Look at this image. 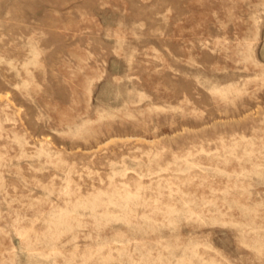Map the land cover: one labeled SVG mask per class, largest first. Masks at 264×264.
Returning a JSON list of instances; mask_svg holds the SVG:
<instances>
[{"label":"rangeland","instance_id":"rangeland-1","mask_svg":"<svg viewBox=\"0 0 264 264\" xmlns=\"http://www.w3.org/2000/svg\"><path fill=\"white\" fill-rule=\"evenodd\" d=\"M0 264H264V0H0Z\"/></svg>","mask_w":264,"mask_h":264}]
</instances>
